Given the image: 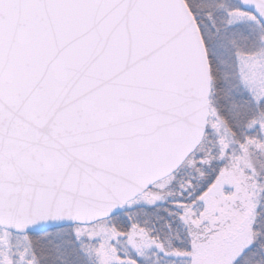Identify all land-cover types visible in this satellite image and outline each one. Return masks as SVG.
I'll return each mask as SVG.
<instances>
[{
	"label": "snow or ice",
	"instance_id": "6c2138e0",
	"mask_svg": "<svg viewBox=\"0 0 264 264\" xmlns=\"http://www.w3.org/2000/svg\"><path fill=\"white\" fill-rule=\"evenodd\" d=\"M0 264H264V0H0Z\"/></svg>",
	"mask_w": 264,
	"mask_h": 264
}]
</instances>
